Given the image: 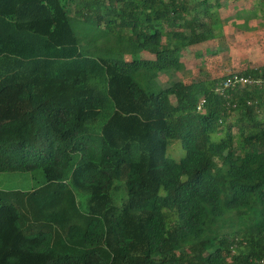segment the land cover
I'll return each mask as SVG.
<instances>
[{
    "label": "trees",
    "instance_id": "trees-1",
    "mask_svg": "<svg viewBox=\"0 0 264 264\" xmlns=\"http://www.w3.org/2000/svg\"><path fill=\"white\" fill-rule=\"evenodd\" d=\"M191 1L0 0V264H264V66L187 65L264 0Z\"/></svg>",
    "mask_w": 264,
    "mask_h": 264
},
{
    "label": "rangeland",
    "instance_id": "rangeland-1",
    "mask_svg": "<svg viewBox=\"0 0 264 264\" xmlns=\"http://www.w3.org/2000/svg\"><path fill=\"white\" fill-rule=\"evenodd\" d=\"M259 1L260 0H244L245 6H252L253 8L254 6L259 8ZM195 2L196 1L193 0L191 4ZM227 2L231 6L228 7L227 5L222 11H231V7H234L233 1ZM246 16L250 18L247 13ZM243 20L244 19L237 18L230 22H225L224 27L219 30L221 32L224 31V36L222 38L216 37L212 40L213 42L209 45L211 49L216 50L219 48V50L222 49V51L217 52V54L207 53L206 56L201 55L197 57L195 55H190V58L187 57L191 61L187 63L189 70L196 73V76L193 74V80H199L208 75L211 77H221L233 71L240 72L246 70L250 66H264V21L262 24H259L257 22L258 16H256L254 21L253 18H251L249 25H244ZM246 26L250 28L247 29ZM234 120L235 117H231V121ZM234 130H237V127H235ZM185 153L186 149L182 146L181 141H178V143H175L169 148L167 156L180 160ZM216 162L219 167L222 162V156L216 157ZM43 179L44 174L42 171H37L35 173L30 171H17L11 175L9 172H3L0 173V187H20L28 189L41 183Z\"/></svg>",
    "mask_w": 264,
    "mask_h": 264
},
{
    "label": "built area",
    "instance_id": "built-area-1",
    "mask_svg": "<svg viewBox=\"0 0 264 264\" xmlns=\"http://www.w3.org/2000/svg\"><path fill=\"white\" fill-rule=\"evenodd\" d=\"M263 86L264 85V77L263 78H253L251 76H243L238 73L226 78L225 80L218 82L216 84V91L225 94V90L230 87L235 86Z\"/></svg>",
    "mask_w": 264,
    "mask_h": 264
}]
</instances>
